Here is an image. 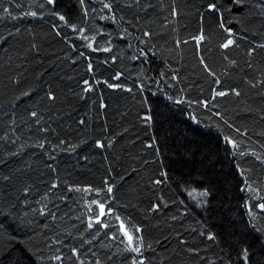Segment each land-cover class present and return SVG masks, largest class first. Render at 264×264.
Returning <instances> with one entry per match:
<instances>
[{
    "label": "trees",
    "instance_id": "16d2710c",
    "mask_svg": "<svg viewBox=\"0 0 264 264\" xmlns=\"http://www.w3.org/2000/svg\"><path fill=\"white\" fill-rule=\"evenodd\" d=\"M261 204L264 0H0V264H264Z\"/></svg>",
    "mask_w": 264,
    "mask_h": 264
},
{
    "label": "snow or ice",
    "instance_id": "6c2138e0",
    "mask_svg": "<svg viewBox=\"0 0 264 264\" xmlns=\"http://www.w3.org/2000/svg\"><path fill=\"white\" fill-rule=\"evenodd\" d=\"M49 2L51 3L52 0H49ZM202 39H203V37H199V38H197V43H199V41L202 40ZM232 43H233L232 40H228L225 44L222 45V47H224V48H228ZM210 75H211V73H210ZM217 95H224V93H223V92H218ZM109 191H111V188H109ZM199 195H200V196H206L207 193H206V192H202V193H200ZM100 207H101V214L103 215V214H104V213H103V205L101 204ZM260 207H261L262 209H264V204H261ZM121 227H123V225H121ZM127 234H128V233L125 232V235H127ZM131 239H132V238L129 237V240H130V241H131ZM245 256H247V252H245Z\"/></svg>",
    "mask_w": 264,
    "mask_h": 264
},
{
    "label": "water",
    "instance_id": "95a60500",
    "mask_svg": "<svg viewBox=\"0 0 264 264\" xmlns=\"http://www.w3.org/2000/svg\"><path fill=\"white\" fill-rule=\"evenodd\" d=\"M49 2V0H47ZM102 215V214H101Z\"/></svg>",
    "mask_w": 264,
    "mask_h": 264
}]
</instances>
